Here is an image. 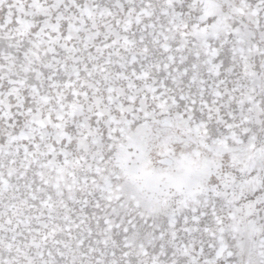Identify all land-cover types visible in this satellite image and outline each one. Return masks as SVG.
<instances>
[{
  "label": "snow or ice",
  "instance_id": "snow-or-ice-1",
  "mask_svg": "<svg viewBox=\"0 0 264 264\" xmlns=\"http://www.w3.org/2000/svg\"><path fill=\"white\" fill-rule=\"evenodd\" d=\"M0 264H264V0H0Z\"/></svg>",
  "mask_w": 264,
  "mask_h": 264
}]
</instances>
